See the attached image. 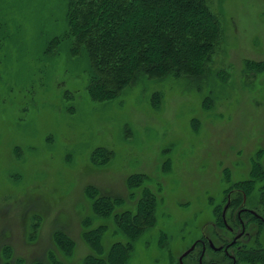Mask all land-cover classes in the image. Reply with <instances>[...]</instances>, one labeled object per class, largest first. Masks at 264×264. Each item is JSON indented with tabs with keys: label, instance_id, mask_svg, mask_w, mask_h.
I'll use <instances>...</instances> for the list:
<instances>
[{
	"label": "rangeland",
	"instance_id": "rangeland-1",
	"mask_svg": "<svg viewBox=\"0 0 264 264\" xmlns=\"http://www.w3.org/2000/svg\"><path fill=\"white\" fill-rule=\"evenodd\" d=\"M67 1L0 0V264L7 254L9 264H82L93 255L82 232L100 225L102 258L129 242L93 212L91 188L123 201L115 214L135 215L145 192L154 196L152 224L130 239L125 264H179L199 240L231 239L241 208L264 218V0H209L222 40L201 90L143 79L103 102L88 94V58L63 39ZM237 196L230 234L217 215ZM245 218L234 254L261 264L250 254L264 261V225ZM55 232L73 241L70 255Z\"/></svg>",
	"mask_w": 264,
	"mask_h": 264
},
{
	"label": "trees",
	"instance_id": "trees-1",
	"mask_svg": "<svg viewBox=\"0 0 264 264\" xmlns=\"http://www.w3.org/2000/svg\"><path fill=\"white\" fill-rule=\"evenodd\" d=\"M65 17L67 32L63 39L68 40L71 52L81 51L88 58L90 75L87 91L95 102L116 98L124 88L143 79L163 81L185 78L201 82L222 40L221 23L209 0H68ZM56 40L54 38L48 44V52L54 51ZM258 65L248 63L250 67ZM197 85L196 88L201 90L203 83ZM98 153L99 150L95 151L93 157ZM257 170L259 172V168ZM245 188L247 196V184ZM91 189L89 198L93 212L102 218H112L116 229L126 234L129 242L113 243L102 258L105 250L100 242L106 227L100 225L87 229L82 232V239L93 255L87 256L82 264H125L131 249L130 239H134L143 226L152 224L154 196L145 192L136 205L135 215L129 212L115 214L114 208L123 201L99 197L94 193L95 189ZM241 202L242 196L228 201L224 219L222 212L218 211L217 225L225 227L224 223L229 221L226 213L229 210L232 212ZM242 209L239 212L243 220L248 216L257 220ZM234 222L237 225V215ZM53 239L64 255L71 254L74 243L66 234L55 232ZM207 253L210 257L206 263L230 264L221 252L207 249ZM250 256V262L264 263L258 251H253ZM245 257L243 253H236V264H240ZM185 258L187 262L182 260L183 264H189L192 252ZM196 258L194 256L193 264H197ZM5 259L4 264H9L8 254ZM50 264L62 262L51 258Z\"/></svg>",
	"mask_w": 264,
	"mask_h": 264
},
{
	"label": "flooded vegetation",
	"instance_id": "flooded-vegetation-1",
	"mask_svg": "<svg viewBox=\"0 0 264 264\" xmlns=\"http://www.w3.org/2000/svg\"><path fill=\"white\" fill-rule=\"evenodd\" d=\"M263 209H264V205H263ZM242 211H247L249 212L251 215L255 216L257 218V220L261 221L264 223V218L261 217L260 215H258L257 213H255V211L251 210V209H247V208H243ZM241 212H238L237 214V225L239 230L238 232L234 235V229L229 227L226 222L225 224V228L227 229V231L230 234H233V236L231 237V239L229 240H225L223 236L220 237L221 239V244L218 246H215L211 240H207V243H205L203 240H199L195 243V247L193 249V251L195 250L196 247L200 246V250L198 253V257L196 259V263L197 264H211V263H206L203 262V259L208 255L207 253V247L209 250H211L212 252L218 251L221 252L222 254H224L226 262H230V264H236V258H235V254H234V249L238 248L239 246V242L241 240H243L244 237L247 236L248 232H246V222L245 220H243L241 217ZM235 226V227H236ZM223 241V242H222ZM210 244L213 246V248L210 247ZM222 244L224 245V247H222ZM192 251V252H193ZM225 262V261H224Z\"/></svg>",
	"mask_w": 264,
	"mask_h": 264
},
{
	"label": "water",
	"instance_id": "water-1",
	"mask_svg": "<svg viewBox=\"0 0 264 264\" xmlns=\"http://www.w3.org/2000/svg\"><path fill=\"white\" fill-rule=\"evenodd\" d=\"M227 207H228V205H226L225 207H224V209H223V211H222V217H223V219H224V215H225V211L227 210ZM194 247H195V244L194 245H192L191 247H190V249H188L181 257H180V259H179V264H182V259L184 258V257H186L187 255H189L192 251H193V249H194ZM210 247L211 248H213V246L210 244Z\"/></svg>",
	"mask_w": 264,
	"mask_h": 264
}]
</instances>
